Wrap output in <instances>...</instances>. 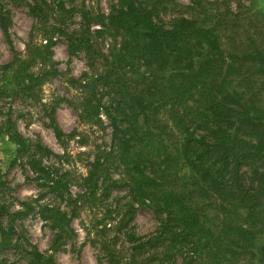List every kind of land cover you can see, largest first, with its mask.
I'll return each mask as SVG.
<instances>
[{
    "label": "trees",
    "instance_id": "obj_1",
    "mask_svg": "<svg viewBox=\"0 0 264 264\" xmlns=\"http://www.w3.org/2000/svg\"><path fill=\"white\" fill-rule=\"evenodd\" d=\"M118 1L120 11L103 15L96 31L111 36L107 53L80 39L91 66L78 79L81 114L102 125L104 111L111 145L101 152L123 174L111 184L150 207L160 225L128 257L114 239L103 241L109 264L150 262L147 250L162 261L180 235L191 239L193 264H264V10L191 0L193 15L168 28L156 19L163 0ZM99 159L89 163L90 178L107 170ZM131 202L115 209L123 212L119 226ZM45 210L59 238L73 234L66 212ZM0 233V250L47 263L14 242L13 223Z\"/></svg>",
    "mask_w": 264,
    "mask_h": 264
},
{
    "label": "rangeland",
    "instance_id": "obj_2",
    "mask_svg": "<svg viewBox=\"0 0 264 264\" xmlns=\"http://www.w3.org/2000/svg\"><path fill=\"white\" fill-rule=\"evenodd\" d=\"M163 1L156 19L165 27L193 15L191 0ZM202 2L228 5L234 12L264 10V0ZM120 9L118 0H0V225L13 223L14 242L36 249L47 257L46 264H109L103 241L114 239L115 248L125 249L128 257L159 233L153 210L131 202L126 187L111 184L122 181L123 174L101 152L111 145L106 114L99 111L102 125L82 117L78 79L91 66L80 39L86 36L94 50L107 53L112 38L96 31L103 30V15ZM96 158L107 170L93 179L87 172ZM130 202L131 214L119 226L123 212L115 209ZM46 208L67 213L71 236L56 235ZM104 224L110 230L102 235L98 229ZM177 237L169 258L151 260L147 250L143 256L150 262L141 264H193L191 239ZM19 253L0 250V264H29Z\"/></svg>",
    "mask_w": 264,
    "mask_h": 264
}]
</instances>
